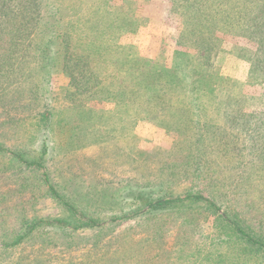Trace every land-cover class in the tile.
<instances>
[{
	"label": "rangeland",
	"instance_id": "obj_1",
	"mask_svg": "<svg viewBox=\"0 0 264 264\" xmlns=\"http://www.w3.org/2000/svg\"><path fill=\"white\" fill-rule=\"evenodd\" d=\"M63 5L67 8L56 16L51 4L47 15L51 29L39 22L31 62L41 55L47 59L34 74L36 84L28 92L21 91L24 97L15 106L0 101V145L31 161L38 158L36 140L42 133L37 124L41 114L50 110L53 158L46 168L59 193L83 205L87 216L103 225L67 228L65 233L44 225L20 246L5 248L32 221L65 219L69 212L48 192L42 171L23 166L10 152H0V264H213L217 260L264 264L261 256L233 247L229 231L216 223V216L202 202L112 220L129 211H122L119 204L122 192L161 183L160 168L180 156L186 158L188 135L195 123L206 121L226 124L228 129L221 146L211 138L203 141L211 153L208 163H202L209 175L201 171L200 176L224 182L211 197L217 194L220 212L230 217L232 191L238 187L243 203L237 210L246 222L260 226L264 221V141L257 138L264 83L249 77V60L258 42L239 32H215L222 52L203 82V97L197 100L199 90L192 81V70L198 69L192 58L196 53L190 46L177 44L188 23L186 9L173 0H66ZM61 34L70 39L68 73L61 65ZM210 44L211 40L205 42L204 48ZM81 51L86 58L91 53V63L73 68L75 53ZM35 64L31 67L36 70ZM142 71L152 76L168 71L172 80L178 79V85L164 91L166 102L161 87L162 93L153 95L149 89L138 93L141 97L133 95L132 84L142 80ZM161 78L163 74L157 77L158 85L163 83ZM99 81L102 85L96 86ZM231 86V96H242L247 104L237 127L223 116L232 98L224 96L225 89ZM212 97L217 102L222 99L218 108L212 106ZM185 186L172 189V198H184ZM198 188L193 192H199ZM80 218L75 219L82 224Z\"/></svg>",
	"mask_w": 264,
	"mask_h": 264
},
{
	"label": "trees",
	"instance_id": "obj_2",
	"mask_svg": "<svg viewBox=\"0 0 264 264\" xmlns=\"http://www.w3.org/2000/svg\"><path fill=\"white\" fill-rule=\"evenodd\" d=\"M64 1L66 0H0V101H8L12 106H15L22 97L23 91H30L36 83L34 81V74L38 73L40 66L45 62L47 56L41 55L40 58H36L34 62L38 68L32 69L31 62L34 56L32 51L35 50V40L38 39V29L40 27V21L45 22L46 29H51L50 20L47 18L50 12L51 4L55 6L56 16H60L65 7ZM71 1V0H70ZM175 4L186 9L188 11V23L186 28H182L178 37L177 44L180 46H190L196 54L192 55L194 62L198 69L192 70V81L196 90H199L196 97L197 100L203 97V82L207 80L209 71L213 68V61L222 52L220 47V40L214 36L215 32L220 29H225L229 32H239L247 36L252 41H257V49L255 55L249 60L250 71L249 77L252 80H260L264 83V0H173ZM58 5V6H57ZM120 28H122L120 26ZM123 29V28H122ZM207 32H213L210 36H207ZM45 33V32H44ZM61 45L63 48V61H61L62 69L65 72L70 71V66L67 61V53L69 47V38L67 35L61 34ZM211 44L204 48L205 42ZM188 43V45H187ZM76 59L73 61V68L76 66H89L91 63L89 57L86 58L85 54L77 52ZM62 55V53H61ZM141 69L138 68V71ZM91 75H95L90 72ZM153 73L141 72L142 80L140 82H134L133 95L137 97L138 93L146 92V90L152 89L153 95L160 92L158 87L164 92L167 89L172 90L178 83V79H171L170 72L163 71L161 73H155L156 76H152ZM161 83L158 85V79L160 75ZM194 75V76H193ZM72 81L74 78L70 76ZM69 77V79H70ZM83 80V79H82ZM96 86L102 85V81L96 83ZM15 85V86H14ZM235 85V84H234ZM233 85V86H234ZM15 88H14V87ZM26 88L24 89L23 88ZM110 84L108 87L110 88ZM233 86L226 88L227 92L224 96L230 97L233 92ZM9 87H13L11 92ZM95 86H93L94 88ZM86 92L89 87L83 88ZM104 90V88H102ZM26 94V92H24ZM164 101L168 100V94L163 93ZM163 95H160L163 96ZM262 96H264L261 93ZM248 97H254L249 96ZM118 95H116V98ZM223 97V96H222ZM223 97L222 99H225ZM228 98V108H224V117L228 118L232 127H237L240 120L245 115L244 110L247 108L246 102L242 101V96L237 95ZM222 99L218 98V102L214 97L210 98L212 106L219 107ZM155 104L160 105V102L154 101ZM203 107V106H202ZM41 114V119L37 124L40 129L39 137L35 138L39 140L40 156L34 160H29L23 154L10 151L0 145V152H10L14 157L19 159L21 164L25 167L35 168L34 171H42L43 182L46 185L48 192L55 198L61 205L69 212L68 217L65 219L56 220H39L32 221L27 224L18 236L11 244L3 245L5 248L20 246L23 241L30 235L36 232L44 225L53 226L56 231L65 233L67 228L72 230H78L83 228H96L103 224L98 220L89 218L86 214V210L80 203L72 202L68 198L59 193L58 186L53 182L49 171L46 168L45 163L53 158V149L51 150V133L53 131L51 112ZM196 114L203 115L199 111ZM258 124V141H264V112L259 113ZM140 115V114H138ZM206 115L204 114V117ZM226 118V119H227ZM196 126L192 130L191 135H188L190 147L186 158L178 157V159L172 160L170 163L165 162L160 168V174L164 177L161 183L153 186L151 184L146 185V188L137 190L136 186L125 189L119 196V204L122 208L123 214L114 216L112 219L114 222L121 221L129 218L145 216L154 212H160V210H166L172 208L177 204L189 203H204L209 211H212L216 216L215 220L217 224L224 225V229L229 231V234L233 238V247H243L242 252L247 254H255L264 258V221H261L260 226L256 228L252 226L241 216L237 210L243 203L241 196L243 192L238 187L232 191L234 200H232V212L233 216H229L227 213H221L222 209L216 199L217 194L211 193L216 190H221L222 183L219 179H212L207 177H201L202 173L208 176L207 167L202 163H208V157H210V146L203 144L208 138L218 141L219 145L225 144L226 138H223V132L227 125H219L204 121L201 124L195 123ZM220 132V138L219 137ZM227 137V135H226ZM195 138V140L193 139ZM35 141V143H36ZM232 141V140H231ZM34 143V140H33ZM194 144V145H193ZM181 150H184L182 148ZM202 167V168H201ZM199 180L201 182H199ZM188 183V184H187ZM233 181L232 184H235ZM186 184L184 193L186 196L172 198V189H179L182 185ZM229 187V184H225ZM194 187H199V192H193ZM230 189L231 185H230ZM203 191V192H202ZM205 192V194H204ZM122 204V205H121ZM242 211V208H240ZM70 215V216H69ZM79 216L82 224H79L75 218ZM80 218V219H81ZM112 221V222H113ZM231 230V231H230ZM257 231V232H256ZM2 249V248H0ZM3 250V249H2ZM213 255L208 257L211 261ZM213 264H225L223 260L214 261Z\"/></svg>",
	"mask_w": 264,
	"mask_h": 264
}]
</instances>
